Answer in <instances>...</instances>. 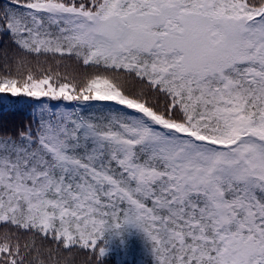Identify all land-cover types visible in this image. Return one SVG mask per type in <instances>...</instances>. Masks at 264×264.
I'll return each instance as SVG.
<instances>
[{
    "label": "snow or ice",
    "instance_id": "1",
    "mask_svg": "<svg viewBox=\"0 0 264 264\" xmlns=\"http://www.w3.org/2000/svg\"><path fill=\"white\" fill-rule=\"evenodd\" d=\"M133 229L155 264H264V0H0V264Z\"/></svg>",
    "mask_w": 264,
    "mask_h": 264
},
{
    "label": "trees",
    "instance_id": "2",
    "mask_svg": "<svg viewBox=\"0 0 264 264\" xmlns=\"http://www.w3.org/2000/svg\"><path fill=\"white\" fill-rule=\"evenodd\" d=\"M76 259L80 261L82 256L77 255ZM106 264H155V260L146 238L138 230L133 229L127 237L125 247L119 243L113 245V252Z\"/></svg>",
    "mask_w": 264,
    "mask_h": 264
}]
</instances>
